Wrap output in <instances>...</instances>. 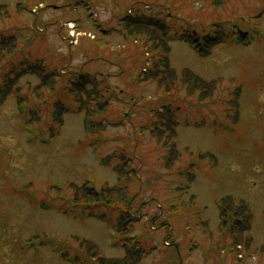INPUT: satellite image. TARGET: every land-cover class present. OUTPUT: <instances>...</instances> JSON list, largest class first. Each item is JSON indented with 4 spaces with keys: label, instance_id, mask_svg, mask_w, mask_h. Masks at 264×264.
Wrapping results in <instances>:
<instances>
[{
    "label": "rangeland",
    "instance_id": "obj_1",
    "mask_svg": "<svg viewBox=\"0 0 264 264\" xmlns=\"http://www.w3.org/2000/svg\"><path fill=\"white\" fill-rule=\"evenodd\" d=\"M136 13L164 19L172 32L256 25L259 35L206 56L172 40L177 77L162 70L146 79L156 66L143 43L149 29L130 31L121 21ZM27 63L44 65L47 81L57 76L39 85L35 73L22 72ZM16 68L0 105V264H71L54 246L81 256L88 240L108 258L123 257L122 245L133 242L143 250L140 264H264V0L217 7L206 0H0V89ZM185 70L216 82L211 98L188 93ZM78 71L101 81L87 86L90 97L73 92ZM58 99L68 112L58 110ZM165 105L176 109L179 157L171 169L148 129ZM86 107L103 130L86 132ZM114 151L136 170L130 191L138 219L127 236L117 233L113 215L110 223L71 209L73 184L116 183L119 160L102 161ZM204 153L210 156L200 160ZM224 196L249 207L248 246L231 245L217 228Z\"/></svg>",
    "mask_w": 264,
    "mask_h": 264
},
{
    "label": "trees",
    "instance_id": "obj_2",
    "mask_svg": "<svg viewBox=\"0 0 264 264\" xmlns=\"http://www.w3.org/2000/svg\"><path fill=\"white\" fill-rule=\"evenodd\" d=\"M213 6H221L225 0H206ZM121 21L130 30L136 31L149 29V34L143 43L147 46L148 51H151L155 60V69H150L146 72L144 77L147 79L156 80L159 78L162 70L171 76L177 77L172 70L169 62L170 46L169 42L175 39L186 42L199 56H206L219 44L226 42H235L238 44L247 45L251 39L259 35V30L256 25L248 26L247 29L242 30L237 25L235 29H226L222 26H208L207 29L202 31L196 29H185L182 32H172V27L169 23H166L164 19L152 16L151 14L136 13L133 15H124ZM147 31V30H145ZM147 34V33H146ZM150 41V43L148 42ZM23 73L32 72L40 77L41 82L39 85L46 84L50 86L52 79L57 74L51 73L50 77L45 76V67L42 64L36 63L34 65L26 64V69H23ZM18 68L13 70V76L9 77L0 89V105L3 103L7 95L10 93V87L15 77H19ZM75 80L73 79L72 85H74L73 92L75 94L85 93L86 97L91 96V89L87 86L97 89L101 81L97 80L94 76L87 72L78 71L75 74ZM162 75V74H161ZM182 83L186 84L189 94L198 92V96L201 99L211 98L216 82L209 81L194 74L192 71H182L181 74ZM165 91L170 90V84L166 80ZM159 84L162 86V81L158 79ZM90 87V88H91ZM170 87V88H169ZM167 93V92H166ZM80 102V101H79ZM19 111L23 113L21 103H19ZM58 110L62 108V112H68L69 109L62 105V102L58 99ZM101 103L99 102V106ZM233 106H236V101H232ZM82 104L79 105L78 111H81ZM104 109V108H103ZM102 108L97 107V111H101ZM84 128L86 132L94 133L101 131L106 127V123L101 120H97L94 117V109L84 108ZM176 109H172L169 105L163 106V109H155L154 118L150 121L148 129L152 136L158 143H161V147L166 150V155L163 156L164 164L167 169H171L174 165V161L179 157V152L176 148L174 138L176 136L175 126L176 121L174 119ZM238 113L237 111H235ZM60 114V113H59ZM60 116L56 119V122L60 123ZM207 154H198V158L201 160ZM113 158H117L119 161L113 166L115 173L117 174V181L111 186H102L100 188L95 187L90 181L84 182L81 186L73 184L75 196L74 201L71 202V209L74 206H78L80 214L87 211V216L94 217L104 222H112L110 216H114L112 225L115 226L117 233L127 236L129 234V226L137 221V216L132 213L134 208V195L130 191V185L135 178V167L131 165L130 160L126 158L121 152L114 151L110 155H107L102 161L103 163H109ZM194 162L190 163L192 167ZM185 176L191 174L187 171H182ZM231 196H224L217 201L219 207V223L218 230L220 234L228 239L231 245L246 244L244 242V232L249 230L252 219V214L247 204L240 200L239 203H233ZM104 207V211L97 213L95 208ZM70 211V210H69ZM137 213V211H136ZM244 237V238H243ZM48 239L45 243H51ZM82 242V241H81ZM243 242V243H241ZM80 246V244H78ZM55 250L61 253V257L70 261L71 264H140L143 258V250L137 244L133 242H124L122 245L124 249V256L121 258H108L101 255L98 247L91 241H85V251L81 256L68 254L64 250L54 246Z\"/></svg>",
    "mask_w": 264,
    "mask_h": 264
}]
</instances>
